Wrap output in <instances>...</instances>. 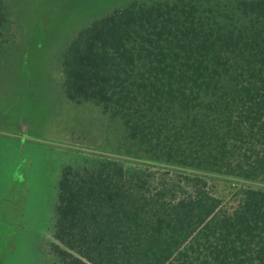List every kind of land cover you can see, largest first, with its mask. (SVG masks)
I'll return each mask as SVG.
<instances>
[{"label": "trees", "instance_id": "obj_1", "mask_svg": "<svg viewBox=\"0 0 264 264\" xmlns=\"http://www.w3.org/2000/svg\"><path fill=\"white\" fill-rule=\"evenodd\" d=\"M10 24L0 0V66ZM61 68L69 101L100 107L139 156L191 173L64 165L59 264H264V0H131L81 28Z\"/></svg>", "mask_w": 264, "mask_h": 264}, {"label": "rangeland", "instance_id": "obj_2", "mask_svg": "<svg viewBox=\"0 0 264 264\" xmlns=\"http://www.w3.org/2000/svg\"><path fill=\"white\" fill-rule=\"evenodd\" d=\"M9 1L0 66V264H59L51 230L64 165L112 157L169 183L191 171L139 156L120 123L65 95L61 58L70 39L131 0Z\"/></svg>", "mask_w": 264, "mask_h": 264}]
</instances>
